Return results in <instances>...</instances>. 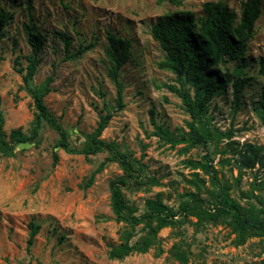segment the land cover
I'll list each match as a JSON object with an SVG mask.
<instances>
[{"label":"rangeland","instance_id":"374dc122","mask_svg":"<svg viewBox=\"0 0 264 264\" xmlns=\"http://www.w3.org/2000/svg\"><path fill=\"white\" fill-rule=\"evenodd\" d=\"M181 1L176 8L158 0H30L28 15L25 0H0V12L12 15L0 32L3 130L9 134L20 129L28 134L33 126L35 109L17 73L21 68L25 73L32 58L23 26L33 24L45 41L32 85L40 87L50 79L44 104L68 133L71 145L82 148L105 106L113 117L101 139L114 142L142 166L143 177L154 179L153 184L139 189H122L134 216L143 213L146 200L156 198L177 211L183 197L197 192L194 175L209 188V178L190 164L201 163L207 153L217 178L230 185L231 196L238 189L250 192L249 203L241 200L240 204L259 208V198L264 205V168L256 164L243 169L239 188L233 179L238 177L237 154L245 153L246 146L252 145L264 155V125L254 110L264 87L258 74L259 60L264 58V0L242 60V76L251 80L243 88L238 106L233 105L227 87L224 95L211 100L206 114L210 126L232 136L222 139L216 149L208 145V150L182 143L171 147L154 134L151 121L173 134L187 133L190 117L180 98L167 89L180 85L173 73L159 68L164 54L152 39L151 28L164 14L185 9L199 16L205 3L217 2L226 5L236 23L246 0ZM107 33L130 43L118 77L123 86L124 108L120 111L108 75ZM235 65L229 64L228 69ZM183 87L192 95L189 85ZM57 139L43 124L34 143L17 145L12 157L0 158V264H183L179 253L184 254V264H264V237L247 238L238 245L228 226L200 222L194 216L189 223L161 229L146 253L109 258V252L123 241V231L131 233V244L145 234L143 224L131 229L117 223L111 211L109 182L123 172L118 163L105 161L107 152L88 158L66 154L54 149ZM101 163L105 164L86 186ZM259 183L260 189L255 188ZM205 197L201 192L200 198ZM31 225L38 230L28 245Z\"/></svg>","mask_w":264,"mask_h":264},{"label":"trees","instance_id":"16d2710c","mask_svg":"<svg viewBox=\"0 0 264 264\" xmlns=\"http://www.w3.org/2000/svg\"><path fill=\"white\" fill-rule=\"evenodd\" d=\"M168 2L174 7L182 5L181 0H158ZM26 12L31 11L30 0H25ZM261 16V0H246L241 4V13L238 22H234L235 16L230 13L222 2L215 4L205 3L202 6V15L197 16L194 12L179 9L159 17L151 28L152 39L158 43L163 52V60L158 64L159 68L174 74L180 87L168 86L167 89L180 98L184 111L190 117L186 123L188 132L179 131L171 133L168 129L155 124L154 134L166 144L174 147L177 144H186L188 148L203 146L208 150V145L217 148L222 139H229L232 133H221L215 127L210 126L207 112L211 100L216 96L224 95L226 88H231L233 105L238 106L242 90L251 80L242 76L243 62L247 51V43L253 38L255 22ZM12 18L4 12H0V32ZM27 36V44L31 49L32 58L24 69L17 73L21 76L23 88L29 94L35 116L33 126L28 134L20 129H14L6 134L3 130L4 117L0 109V158L12 157L14 147L17 145L32 144L36 141L43 124L51 128L58 136L54 149H61L66 154L82 155L85 158L107 152V162H116L120 166L123 175L109 182L110 207L117 223H122L129 228L143 224L145 234L134 243L131 233L123 231L124 239L109 252V258L122 259L132 252L146 253L157 242V234L163 228H175L189 223V217H196L200 222H220L228 226L235 233L238 245L244 244L247 238L264 237V205L263 200L258 199L259 208L255 205H241L240 201L252 199L251 193L238 189L236 196H231L230 185L223 179H218L212 166V158L207 153L201 163H190L199 168L209 178V188H204L203 183L195 176L193 184L196 193H190L179 203L177 211L164 205L160 198L146 200L144 211L141 215L134 216L132 209L124 198L122 189L141 188L154 183V179L143 177L142 166L131 159L130 155L121 152L114 142H105L101 139L103 131L108 126L113 112L105 106L98 112L96 128L87 137L82 148L77 149L70 143L68 133L63 129L58 119L51 115L44 104L45 96L50 92L49 81L40 87L32 85V79L39 63L37 58L42 49L45 38L33 24L24 25ZM68 44V43H66ZM105 55L110 63L108 75L116 89V110L124 108L123 86L119 81V72L127 62L130 43L126 39L117 37L115 34H106ZM236 63L232 70L229 64ZM258 74L264 79V58L259 60ZM187 84L192 89V95L184 89ZM1 103V102H0ZM259 120L264 125V87L259 95L255 107ZM104 112V113H102ZM236 161L238 177L233 179L234 186L239 188L240 177L243 169H251L256 164L264 168V155H260L259 149L252 145L246 146L245 153L237 154ZM54 163L57 162V154L53 152ZM229 162V161H226ZM238 162V163H237ZM101 163L87 179L86 186L92 184L96 173L100 172ZM261 183L255 188L260 189ZM205 194V199L200 198V193ZM248 206V207H246ZM28 245L37 233L38 227L31 225ZM180 252V251H179ZM178 258L185 262L184 254Z\"/></svg>","mask_w":264,"mask_h":264}]
</instances>
